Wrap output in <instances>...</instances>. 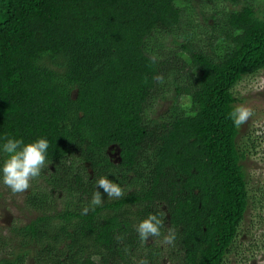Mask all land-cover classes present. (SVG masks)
I'll list each match as a JSON object with an SVG mask.
<instances>
[{
	"label": "trees",
	"instance_id": "trees-1",
	"mask_svg": "<svg viewBox=\"0 0 264 264\" xmlns=\"http://www.w3.org/2000/svg\"><path fill=\"white\" fill-rule=\"evenodd\" d=\"M200 1L215 32L190 28L188 0H0V144L46 138L54 171L46 182L65 180L88 199L101 177L129 184L86 215L64 210L73 221L59 229L42 222L50 205L26 195L42 212L20 228L38 245L37 264H125L138 223L161 212V232H176L163 248L174 251L171 264H223L253 204L229 113L236 82L264 68V0L219 9ZM199 33L216 44L196 45ZM165 84L171 105L149 116ZM73 151L90 176L63 164Z\"/></svg>",
	"mask_w": 264,
	"mask_h": 264
},
{
	"label": "rangeland",
	"instance_id": "rangeland-1",
	"mask_svg": "<svg viewBox=\"0 0 264 264\" xmlns=\"http://www.w3.org/2000/svg\"><path fill=\"white\" fill-rule=\"evenodd\" d=\"M188 1L194 10L190 15L193 25L190 28L194 29L195 26H198L199 31L202 32L207 28L204 33L207 31L215 32L216 28L212 29L203 21L204 17L209 20L210 6L204 5L200 0ZM241 1L243 2V0ZM249 2L256 6L262 0H250ZM212 5L219 9L221 6L230 4L229 0H213ZM206 23L211 25L212 20ZM201 40H204V35L199 33L195 39L196 45L205 43L203 46L206 47L208 43L216 44V42ZM172 87L171 84L164 85L165 97L152 102L149 113H147L149 116L158 117L167 111L174 97ZM232 90L236 96L235 106L244 105L254 110V115L248 122L237 128L238 132L235 137V145L238 151L243 153L240 166L250 195L249 202L253 204L246 209L238 228V234L235 236L229 251L223 257V264H264V244H262V239H264V68L258 69L254 74L243 76L236 82ZM116 151L115 146L107 147L106 155L110 162L112 159V163L117 161ZM81 157L79 152L73 151L63 164L84 170L90 176L92 171L83 164ZM5 158L6 154L0 151V165ZM80 165L84 168H79ZM51 173L54 171L52 163L49 161L41 176L32 181V187L21 194L11 193L10 189L0 182V260L7 258L10 260V264H37L31 249H37L38 245L36 246L29 241L26 236H22L23 233H21L20 228L42 212L32 208L31 205H26V195L33 196L34 194L37 199L45 200L50 205L48 212L45 213L47 218L42 222L52 229H59L63 226L68 228L72 223L73 217L66 216L63 213L64 210H83L86 206L91 205L93 193L88 199L83 194L71 191L69 183L66 184L67 181L65 180H61V184L57 187L49 186L46 179ZM112 182L119 184L122 189L129 188L127 181L120 182L118 179ZM98 191H101L102 198L109 199L102 190ZM253 233L255 242L250 239V235ZM161 240L149 238L148 241L142 242L138 237L134 247L127 254L125 264H139L141 259H146L148 264H171L173 257L170 254H174V251H165L163 248H167V245H163ZM152 242L160 245L163 253L159 251L160 247L158 250L155 248L147 249L148 244ZM249 242L252 244L251 248L248 246ZM0 264L2 263L0 262Z\"/></svg>",
	"mask_w": 264,
	"mask_h": 264
},
{
	"label": "clouds",
	"instance_id": "clouds-1",
	"mask_svg": "<svg viewBox=\"0 0 264 264\" xmlns=\"http://www.w3.org/2000/svg\"><path fill=\"white\" fill-rule=\"evenodd\" d=\"M153 63L156 57H152ZM159 83H164L162 75L156 77ZM254 115L251 107L238 105L229 113V119L235 127L239 128ZM49 141L46 138H38L34 142L25 144L22 138L5 136L4 142L0 144V151L6 154V158L0 165V182L3 183L13 194L27 192L32 187V181L41 176L42 171L48 166ZM96 187L102 190L103 194L111 199H118L124 196V190L117 183L101 177L96 182ZM103 202L101 191L93 193L92 206H99ZM89 208L85 207L82 214H87ZM163 213L149 214L136 226V232L142 242L149 238L162 237L163 245H175L176 232L169 227L167 234H163L164 227ZM139 264H148L146 259H141Z\"/></svg>",
	"mask_w": 264,
	"mask_h": 264
},
{
	"label": "flooded vegetation",
	"instance_id": "flooded-vegetation-1",
	"mask_svg": "<svg viewBox=\"0 0 264 264\" xmlns=\"http://www.w3.org/2000/svg\"><path fill=\"white\" fill-rule=\"evenodd\" d=\"M116 155H117V161L116 162H118V160H119V156H118V154H117V151H116ZM110 158V157H109ZM111 162H112V159H111ZM250 237H251V239L255 242V235H254V233L252 234V235H250ZM159 247H160V245H159ZM161 248V247H160ZM224 259V258H223Z\"/></svg>",
	"mask_w": 264,
	"mask_h": 264
}]
</instances>
